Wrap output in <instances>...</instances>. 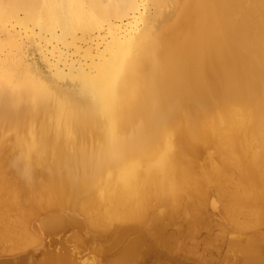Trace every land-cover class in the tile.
<instances>
[{
  "label": "bare ground",
  "instance_id": "6f19581e",
  "mask_svg": "<svg viewBox=\"0 0 264 264\" xmlns=\"http://www.w3.org/2000/svg\"><path fill=\"white\" fill-rule=\"evenodd\" d=\"M142 2L0 0V33L6 37L0 40V52L7 50L0 54V141L7 144L11 139L20 161L26 162L16 166L12 158L2 165L12 164L18 177L30 182V165L42 167L45 177L40 189H0V209L10 200L18 211L17 241L28 239L26 222L43 206L81 201L92 209L98 224L104 221L105 230L116 232L117 240L107 249L126 232L137 233L115 260L126 263L136 258L143 244L136 229L143 203L174 207L182 186L197 187L188 169L176 174L180 153H193L196 142L212 139L211 145L222 146L242 163L252 154L248 149L254 136L264 155V0H174L173 12L164 17L167 21L160 29L155 26L156 32L144 30L147 26L138 29L139 21H147ZM12 21L29 39L32 34H48L52 41L72 43L88 68L70 62L64 72L58 65L62 54L54 64L45 58L36 65L24 56L15 39L21 30L17 32ZM102 34L109 40L99 48ZM81 37L85 48L75 41ZM95 40L97 48L92 49ZM41 66L47 74L40 72ZM173 135L183 141L175 143ZM248 158L246 167L245 160L242 163L247 186L232 199L240 209L250 199L258 203L262 196L258 205L264 201L257 192L260 186L264 190L254 167L257 158ZM218 170L212 171L219 183L224 178ZM103 193V203L112 205L99 214L93 197L102 198ZM255 207L246 206L251 211ZM60 216L47 214L41 228L60 227L65 223ZM262 217L264 206L253 215L256 221ZM156 219L153 215L152 222ZM256 237L241 246V264H264L258 253L264 242ZM21 241L16 246L24 244ZM42 264L72 263L55 255Z\"/></svg>",
  "mask_w": 264,
  "mask_h": 264
},
{
  "label": "rangeland",
  "instance_id": "374dc122",
  "mask_svg": "<svg viewBox=\"0 0 264 264\" xmlns=\"http://www.w3.org/2000/svg\"><path fill=\"white\" fill-rule=\"evenodd\" d=\"M142 3H144L143 5L145 6L144 10H146L145 15L148 22L146 21L144 23L143 21H139L137 24L138 29L143 30L142 28L147 26V29L145 27L144 30H149L151 32H156L160 29L162 23L164 24L165 21H167L164 17L168 18L176 6L174 0H144ZM153 3L155 4L153 5ZM126 21L127 20L124 18L121 24L125 26V23H127ZM9 23L11 22L6 23L8 28L12 26H10ZM12 23L15 26L16 31L18 29V31L21 30V33L18 31V33H15V39L18 40L19 38L18 41L21 43L22 48H24V56L33 60L36 65L42 64L45 58L50 61H48V63L52 62V64H54L56 59H58V56L62 54L60 57L61 59L63 58V60H59L58 65L64 70V72L68 71V63L70 62L77 64L76 66H78V63H82L86 69L88 68L86 67L88 66L86 65L88 62L86 63L83 60L85 58L82 57V53H76L72 43L71 45H67L59 41H52L48 34H30L31 36H29L31 39L34 37L31 41L29 37H26V33H24L25 29L22 26L19 28L13 21ZM2 33L3 32L0 33V40L6 39L5 35ZM43 35L48 38H44ZM78 37L80 38V34H78ZM104 37L107 39L104 40ZM66 40L70 41L71 39L67 38ZM77 40L75 39L76 43L81 44V46L85 48L86 44H83L85 43V39L81 37L79 42ZM81 40H83V42H81ZM108 40V36L102 34L97 40L98 47L102 48L105 41ZM95 44L96 40L91 46L92 49H95V47L97 48V44L96 46ZM5 52H7V50H5ZM5 52H0V54L3 55ZM95 57L97 58V56ZM44 69L48 68L44 67ZM40 72L42 74H47L43 71L42 66ZM259 104L260 103H258V105ZM252 107L255 108L254 110H257V106L255 107L253 105ZM259 107L260 105L258 106V109ZM173 138V141L178 144L183 141L174 135ZM254 138L255 137L253 136V138L249 140L250 143L248 150L251 149L252 151H250L252 154L250 151L247 152L257 159L263 158V160L260 159L262 160L261 162L255 159V162L258 161V165L255 166V163L254 167H256L255 170L258 169L256 170V173L260 176L258 179H262L264 186V155L260 153L262 151V148L260 147L262 146L259 147L257 138ZM211 140L208 139V143L204 140L202 142H196L195 146L198 144L196 151L193 153H180V159L178 158L180 163L178 164L179 166L177 167V170L181 171L183 169H188L191 173L192 179H194L193 182H195L193 185L197 184L198 189L195 186H190L192 184L182 186L184 188L177 191L176 205H174V207L172 206L174 209H171L172 207L170 206L167 208H163L159 205L158 207H154L152 201L143 203L141 215L142 220L136 225L137 232L141 233L143 244L136 258L123 264H237V262L241 264L239 259L242 257V245H244L249 239L254 238V236H257L256 238L262 237L264 242V217L260 218L258 221L253 218L255 210L260 212L264 206V201L262 204L258 205L262 202L263 197L261 196V198L257 199V201H260L258 203L256 201H250L251 199H247L250 202L247 201L248 204H246V206L248 205L250 208L251 206L255 207V205L256 207H261V209H256V207L252 208V211L250 208H246V206H242L241 209V206L239 208L236 207V201L232 200L236 199V195L239 196V193H241L239 190H242L243 187L245 188L247 186V182L243 176L244 170L242 163L245 162L243 165L246 167V158L250 155L244 158L245 161L243 160L244 162L242 161V163L241 161H237V163L240 162V164H237V159L235 160L236 157L234 154L227 153L225 148H221L222 146L218 147L219 145H214L216 144L215 142L212 143V146L210 143L213 140ZM7 142L9 144L0 141V189L7 187L10 188L15 185L27 190H32V188L40 189L45 184L42 167L30 165V168L32 167L31 169L33 170L31 177L32 181L30 182L27 178L18 177L15 170L12 168V164H9L8 166L2 165L3 162H9L12 158H14L16 166H22L26 163L25 161L24 163L23 160L20 161L22 157L18 155L17 149L15 151L16 146L12 144L11 139L7 140ZM3 143L4 145H2ZM255 143H258V147ZM253 147L255 148L253 149ZM222 150H225L226 154H224L225 152ZM13 152L17 154L13 156ZM256 154L261 155H257L258 158ZM251 156L249 158H251ZM15 157L17 159H15ZM215 169H219L220 171L218 170V172H220V175L224 178L222 181L219 180V183L215 179ZM180 171L176 174L179 175ZM242 184L243 186L241 187ZM194 189L195 193L193 191ZM237 190L239 192H237ZM257 192L264 196V190L261 186L260 188L258 187ZM97 194L99 193L95 191L93 196H97ZM102 196V198L93 197L98 204V206L95 204L94 208L99 210V214L112 205L111 203H107L108 205L106 202L103 203L107 193H103ZM257 197H259V195ZM7 201L9 204H7ZM7 201H5L6 208L4 207L3 209H0V254L16 253L19 251H25L26 249L31 250L32 264H42L48 257H54L55 255L63 258L65 257V259L67 258L72 264H117L115 260L121 256L126 244L137 236L135 231L126 232V234L120 238L117 245L113 246V248L111 247L110 249H107L106 246L117 240L116 232L111 229L105 230L104 221L101 223L99 221L98 224L95 221V217H93L94 214L92 213V209L87 205V208H85V205H83L81 201L73 206L66 201L64 204L59 203L54 204L53 206H43L41 210L39 209L34 212L35 214L33 213L26 222L28 239L26 241H17V232L15 229L20 226V218L17 209H15L16 207L12 206L10 200ZM72 203L73 202H71V204ZM231 204H233V206ZM1 205L2 204H0V206ZM104 205H106L105 208ZM52 212H56L59 215L61 214L62 216L60 217L63 218V220H61L65 221V223L62 222L63 225L60 227L41 228V220L46 217L47 214ZM153 215L157 218L156 220L158 223L157 221H154V223L152 222ZM69 218L71 220H69ZM161 218L162 222L160 221ZM101 220L103 219L101 218ZM235 222H237V226H235ZM245 222L248 225H241ZM244 227H246L245 231L242 230ZM157 230H160V235L156 233ZM16 241H21V243L24 242V244L26 243L28 245L25 246L26 244L24 245L22 243V245L19 244L16 246ZM11 243L16 244H12V246ZM8 246H10V248ZM22 246H25L26 249H23ZM259 252L264 257V243L262 246L259 245L258 253Z\"/></svg>",
  "mask_w": 264,
  "mask_h": 264
},
{
  "label": "water",
  "instance_id": "95a60500",
  "mask_svg": "<svg viewBox=\"0 0 264 264\" xmlns=\"http://www.w3.org/2000/svg\"><path fill=\"white\" fill-rule=\"evenodd\" d=\"M32 251L0 254V264H32Z\"/></svg>",
  "mask_w": 264,
  "mask_h": 264
}]
</instances>
